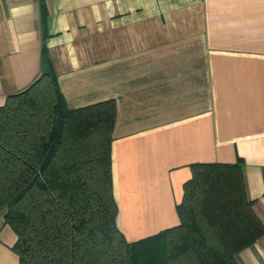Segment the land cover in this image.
Listing matches in <instances>:
<instances>
[{
  "label": "crops",
  "instance_id": "0c3cea01",
  "mask_svg": "<svg viewBox=\"0 0 264 264\" xmlns=\"http://www.w3.org/2000/svg\"><path fill=\"white\" fill-rule=\"evenodd\" d=\"M52 63L69 109L111 100L116 225L128 242L179 224L199 163L241 164L262 232L264 0H0V106ZM0 211V264H18Z\"/></svg>",
  "mask_w": 264,
  "mask_h": 264
},
{
  "label": "trees",
  "instance_id": "16d2710c",
  "mask_svg": "<svg viewBox=\"0 0 264 264\" xmlns=\"http://www.w3.org/2000/svg\"><path fill=\"white\" fill-rule=\"evenodd\" d=\"M52 63L0 106V211L18 264H238L262 232L241 164L199 163L183 185L179 224L128 242L116 225L111 100L69 109Z\"/></svg>",
  "mask_w": 264,
  "mask_h": 264
}]
</instances>
